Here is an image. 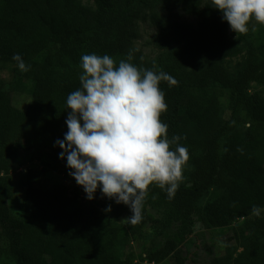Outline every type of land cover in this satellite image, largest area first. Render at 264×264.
Returning a JSON list of instances; mask_svg holds the SVG:
<instances>
[{
  "label": "trees",
  "instance_id": "trees-1",
  "mask_svg": "<svg viewBox=\"0 0 264 264\" xmlns=\"http://www.w3.org/2000/svg\"><path fill=\"white\" fill-rule=\"evenodd\" d=\"M212 7L211 0H0V68L14 66L11 82L0 79V264H160L168 258L183 264L181 243L210 189L220 193L202 206L205 224L230 228L228 241L245 244L235 257L228 246L226 257L211 264L225 258L264 264V215L252 212L264 208V96L249 93L251 83L264 85V49L234 37ZM143 22L156 30L152 55L136 45ZM17 53L29 71L18 69L12 60ZM93 53L117 64L131 55L138 68L163 71L177 82H160L167 105L160 119L168 138L182 137L179 144L188 150L186 180L178 181L171 199L151 184L142 220L130 232L68 185L48 184L32 168L22 182L24 217L16 218L8 204L19 151L47 147L66 164L51 141L59 136L68 94L80 87L81 56ZM238 56V66L227 67L226 59ZM28 82L30 102L18 108L14 94ZM113 203L115 216L130 211ZM146 225L160 231L161 243L135 261L127 247Z\"/></svg>",
  "mask_w": 264,
  "mask_h": 264
},
{
  "label": "clouds",
  "instance_id": "clouds-1",
  "mask_svg": "<svg viewBox=\"0 0 264 264\" xmlns=\"http://www.w3.org/2000/svg\"><path fill=\"white\" fill-rule=\"evenodd\" d=\"M211 4L235 33H247L252 20L264 25V0ZM131 59L129 55L117 64L108 55L81 56L80 87L66 99L68 130L54 147L62 149L59 159L66 160L68 175L87 200H94L99 191L102 198L127 206L132 214L124 221L137 224L151 184L166 191L169 199L174 197L189 155L179 144L182 137L169 139L168 125L160 119L167 110L160 82L171 86L176 80L163 71L138 68ZM12 60L21 72L29 71L20 54ZM111 210L109 205L104 211ZM252 212L260 216L261 208L254 206Z\"/></svg>",
  "mask_w": 264,
  "mask_h": 264
},
{
  "label": "rangeland",
  "instance_id": "rangeland-1",
  "mask_svg": "<svg viewBox=\"0 0 264 264\" xmlns=\"http://www.w3.org/2000/svg\"><path fill=\"white\" fill-rule=\"evenodd\" d=\"M180 15L183 20L195 24L197 23V19L194 16H189L183 12H180ZM248 27L249 31L244 34L235 33L232 30L230 31L233 33L234 37H238L249 42L252 41L260 52L264 49V25L257 24L255 20H252L250 21ZM253 28H255V30H253ZM140 31L141 36L136 41V45L146 54L152 55L155 51L152 41L155 37L156 30L153 29L149 23L143 22L140 25ZM241 60L242 57L238 56L226 59L225 63L230 69H235ZM13 69L14 66L10 63L4 67L1 66L0 79L5 80L6 82H11L14 78ZM29 84V82L26 83L21 90L14 94V103L16 107L24 109L29 104ZM249 93L264 96V85L251 83ZM221 103L223 106V116L227 117L229 114L228 91H224ZM66 111V116L57 129L59 136L51 141L53 144H55V141L58 139L62 140L64 134L68 130L65 123L68 116V110ZM31 168L37 171H42V175L48 184H66L80 197L86 198L83 189L76 184L72 177L68 175L70 170L66 167V164L55 160L47 147H42L39 150H31L29 152L19 151L15 160L14 170L11 172L13 194L8 201L10 210L16 218L24 217L25 190L22 182L25 178L27 170ZM185 180L186 178L182 177L180 179V183H184ZM219 193L220 192L216 189H210V191H208L200 200L198 205L199 211H196L193 215V225L189 230V234L185 236L181 243L182 256L184 257L183 264H211L213 259L216 257H226V248L228 246L232 249V251H234V257L245 250V244L242 241H228L229 236L232 234L230 228H208L204 222V215L201 210L202 206L207 200L214 198ZM87 201L97 207L106 217L110 218L115 227L122 228L126 232L136 229V224H129L127 221H124V219L131 216V211L115 216L113 201L111 202L107 198H102L99 191H97L96 198L94 200ZM109 205H111V212H105L104 210ZM262 215H264V208L261 210L260 216ZM240 221H243V218L237 220L236 223H239ZM159 233V230H155L152 226L146 225L143 229V234H139L134 237V239H132L129 243V246L127 247L128 253L133 255L135 261L143 259L146 254V249H149L156 243H161ZM228 259L230 260V258ZM228 259L225 258L221 264H230ZM160 264H174V262L172 259L168 258Z\"/></svg>",
  "mask_w": 264,
  "mask_h": 264
}]
</instances>
